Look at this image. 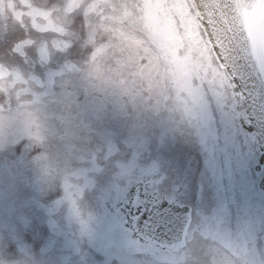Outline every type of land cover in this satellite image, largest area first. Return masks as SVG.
Segmentation results:
<instances>
[{"label": "rangeland", "instance_id": "obj_1", "mask_svg": "<svg viewBox=\"0 0 264 264\" xmlns=\"http://www.w3.org/2000/svg\"><path fill=\"white\" fill-rule=\"evenodd\" d=\"M195 7L0 0V112L31 103L46 130H0V264H264L259 150ZM109 33L145 56L119 83ZM163 205L176 243L139 230Z\"/></svg>", "mask_w": 264, "mask_h": 264}, {"label": "bare ground", "instance_id": "obj_2", "mask_svg": "<svg viewBox=\"0 0 264 264\" xmlns=\"http://www.w3.org/2000/svg\"><path fill=\"white\" fill-rule=\"evenodd\" d=\"M193 1L196 5L197 17L200 23H202L211 46L215 50L220 62L233 76L238 110L241 112L247 136L255 151L259 150V153H254H256L255 157L257 156L255 160L257 159L259 163L257 170L260 188L264 190V117L260 115V105L255 98L252 85L246 73H244L236 59L230 43L226 42L225 36L222 33L225 24L222 22L223 18L221 19L222 8L220 3L218 0ZM185 218V210L163 205L161 208H155L153 211L146 212L143 220L139 223V230L151 240L162 243L168 242V244L176 243L183 232Z\"/></svg>", "mask_w": 264, "mask_h": 264}, {"label": "water", "instance_id": "obj_3", "mask_svg": "<svg viewBox=\"0 0 264 264\" xmlns=\"http://www.w3.org/2000/svg\"><path fill=\"white\" fill-rule=\"evenodd\" d=\"M218 2L225 24L222 33L246 73L264 117V0Z\"/></svg>", "mask_w": 264, "mask_h": 264}, {"label": "clouds", "instance_id": "obj_4", "mask_svg": "<svg viewBox=\"0 0 264 264\" xmlns=\"http://www.w3.org/2000/svg\"><path fill=\"white\" fill-rule=\"evenodd\" d=\"M19 6V5H17ZM7 5H5V10ZM106 56L108 62L114 68L119 69L118 62H126L131 58L132 67H124V70L119 72L117 82L130 77L132 71L139 60L145 59L141 49H134L128 42L111 33L108 34ZM0 91H4L0 87ZM0 130L7 136L11 133L25 134L27 136L39 137L43 139L45 136L44 120L40 108L36 105L26 102L24 107L14 104L9 110L4 107L0 112Z\"/></svg>", "mask_w": 264, "mask_h": 264}, {"label": "flooded vegetation", "instance_id": "obj_5", "mask_svg": "<svg viewBox=\"0 0 264 264\" xmlns=\"http://www.w3.org/2000/svg\"><path fill=\"white\" fill-rule=\"evenodd\" d=\"M261 187V186H260ZM262 189V188H261ZM262 191H264V190H262Z\"/></svg>", "mask_w": 264, "mask_h": 264}]
</instances>
